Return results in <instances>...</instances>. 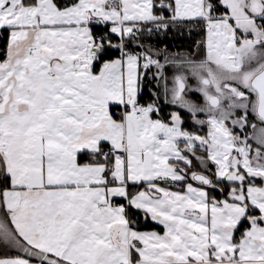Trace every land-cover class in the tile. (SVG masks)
I'll use <instances>...</instances> for the list:
<instances>
[{"label": "snow or ice", "instance_id": "obj_1", "mask_svg": "<svg viewBox=\"0 0 264 264\" xmlns=\"http://www.w3.org/2000/svg\"><path fill=\"white\" fill-rule=\"evenodd\" d=\"M183 23L202 59L129 50ZM0 41V264H264V0H0Z\"/></svg>", "mask_w": 264, "mask_h": 264}, {"label": "trees", "instance_id": "obj_2", "mask_svg": "<svg viewBox=\"0 0 264 264\" xmlns=\"http://www.w3.org/2000/svg\"><path fill=\"white\" fill-rule=\"evenodd\" d=\"M158 2V0H157ZM165 15H167V13H165ZM149 27H154L152 25H149ZM97 29H94V31H96ZM3 35H6V33H4ZM140 37L139 43L141 45H143V47H136L135 44H130L129 45V50L132 51L133 53L136 52H144L145 50L151 48L152 50H157V51H163L165 53H171V54H176V53H191L192 55L195 54L199 48H197V42L201 41L204 36L205 33L202 30V28H200L199 25L197 24H190V23H183V24H177V25H170L168 30H159V31H153L151 33H149L147 30H145L143 33H138L137 34ZM113 42L114 43H118L119 42V38L113 36ZM6 44V41H0V49H2L4 47V45ZM202 48V47H200ZM119 55V51L118 50H113L111 52V56L115 57ZM141 64H143V61H141ZM141 72L144 71V69L141 67L140 69ZM167 71V75H171L170 73V68L167 67L166 68ZM155 72V70L152 68L149 72H148V76L144 78L143 81V93L141 96V103H148L151 100H153L155 97H153L151 95L152 92H159L160 93V99L157 101L158 104L160 105H164V97H163V93L161 92V88L160 85L158 84V82L154 79H151L153 73ZM193 97L196 96L197 98H199V96L197 94L192 95ZM176 110L174 109L172 106L167 105V106H163L161 108V116H167V114L170 111ZM153 118H156L155 116ZM184 120H185V124L184 127L191 129L192 124H191V119L189 116L184 115ZM81 162L84 161L85 157L81 156L80 157ZM193 163H194V167H193V171L197 170L198 166H197V161L195 159H193ZM188 182L193 183L194 185H197V182L191 181V179H188ZM259 183V181H258ZM160 186L162 187H169L170 185H166L164 183H160ZM147 185L146 184H140L139 186H134V187H130V191H138V190H144L146 189ZM182 187V185H176V186H171V189L173 190H179V188ZM210 194L216 196L219 199L224 198L219 190H211L209 189ZM123 202V201H121ZM138 218L140 221V224L143 225L142 227H140V230H147V231H151V230H155V231H161L162 227L156 225L154 222H152L150 219H148V221L145 223L144 220V216L143 213H139L138 214ZM236 236H239V232L236 233ZM238 238V237H237Z\"/></svg>", "mask_w": 264, "mask_h": 264}, {"label": "rangeland", "instance_id": "obj_3", "mask_svg": "<svg viewBox=\"0 0 264 264\" xmlns=\"http://www.w3.org/2000/svg\"><path fill=\"white\" fill-rule=\"evenodd\" d=\"M110 27V26H109ZM157 50H153V52L155 53ZM160 52V51H159ZM161 53V55L159 56V57H156L155 55H154V57L153 58H159L160 59V61H161V63H164L165 61H164V57H165V55H168V57H169V59H171L172 58V55L173 54H171V53H165V52H163V51H161L160 52ZM197 53H199V55H197ZM176 54H180V55H183V54H185V53H176ZM203 55H204V49H203V47L202 48H199L198 49V51L195 53V54H193V56L195 57V58H197V59H202L203 58ZM167 67H169L170 68V74L171 75H167V71H166V68ZM166 68H165V76H167L168 77V80H169V86H170V81H171V77H172V75H173V73H174V67L172 66V65H166ZM153 69L156 71V69L153 67ZM158 82V81H157ZM196 82H195V80L193 79V80H190V84H192V85H194ZM158 84L160 85V88H161V92L163 93V87H164V82H163V80H161V81H159L158 82ZM195 94H197L198 96H199V94L198 93H195ZM194 95V94H193ZM164 97V96H163ZM192 99H195V100H197V101H201L202 102V97H200L199 96V98H197L196 96H192L191 97ZM172 111V110H171ZM203 118V117H202ZM197 128H199V126H197ZM206 131H207V129L206 128H204L202 131H201V134H204V133H206ZM182 146V145H181ZM199 154V153H198ZM197 166H198V168H197V170H194V171H200V167H199V162L197 161ZM212 170L214 171V166H212ZM193 171V170H192ZM190 178V177H189ZM237 237H239V236H237Z\"/></svg>", "mask_w": 264, "mask_h": 264}, {"label": "crops", "instance_id": "obj_4", "mask_svg": "<svg viewBox=\"0 0 264 264\" xmlns=\"http://www.w3.org/2000/svg\"><path fill=\"white\" fill-rule=\"evenodd\" d=\"M110 26V25H109ZM115 111V109H114ZM195 182V181H194ZM194 186H198V185H194ZM162 187V186H161ZM172 191H177V190H173L171 189ZM118 202H121V201H118ZM0 215H3V210L0 209ZM150 219V218H149ZM162 227V226H161ZM140 230V229H139ZM141 231H147V230H141ZM152 231V230H151ZM162 234L163 232V228L161 231H158ZM17 253L15 251H8V250H5V249H0V256H3V255H16Z\"/></svg>", "mask_w": 264, "mask_h": 264}]
</instances>
